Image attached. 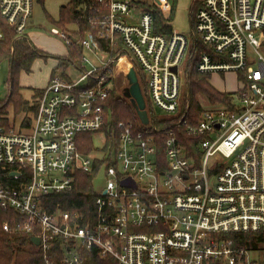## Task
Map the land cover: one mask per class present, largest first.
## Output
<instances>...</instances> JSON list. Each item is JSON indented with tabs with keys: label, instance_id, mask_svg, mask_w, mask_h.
I'll list each match as a JSON object with an SVG mask.
<instances>
[{
	"label": "built area",
	"instance_id": "1",
	"mask_svg": "<svg viewBox=\"0 0 264 264\" xmlns=\"http://www.w3.org/2000/svg\"><path fill=\"white\" fill-rule=\"evenodd\" d=\"M132 1L96 0L99 30L79 43L82 75L52 77L33 122L20 131L6 128L0 115L2 230L37 238L44 264H83L85 251L117 264H264V0H192L191 37L212 50L200 55L197 71L243 72L248 82L238 105L184 122L199 138L198 160L152 118L142 130L119 122L118 145L103 157L101 149L83 154L78 136L108 124L111 74L124 58L141 74L149 109L169 115L179 109L180 66L191 37L173 28L155 32L152 14ZM147 1L171 10L169 0ZM32 11L33 0H0V17L19 37ZM50 32L72 43L57 28ZM100 42L114 50L101 52ZM248 47L257 68L249 65ZM88 54L103 65L84 71ZM100 170L106 180L100 192L93 186L94 217L62 209L55 196L72 192L76 173ZM227 234H253L262 244L248 249Z\"/></svg>",
	"mask_w": 264,
	"mask_h": 264
},
{
	"label": "trees",
	"instance_id": "2",
	"mask_svg": "<svg viewBox=\"0 0 264 264\" xmlns=\"http://www.w3.org/2000/svg\"><path fill=\"white\" fill-rule=\"evenodd\" d=\"M67 3L59 10V21L57 29L63 32L72 34L77 43L69 45L68 55L64 58L58 59V67L67 68L70 65L75 67L80 66L81 57L84 50L80 46L81 39L87 33H97L99 24L96 22L98 18V3L96 0H66ZM137 3L140 1H132ZM142 5L148 10L154 20V30L157 33L170 34L172 27L167 25L162 13L156 9L154 4L148 1H142ZM196 6L191 4L190 19H193V14ZM67 25L76 26L75 32L66 30ZM29 24L26 27L23 37H19L15 32L13 26H10L4 19L0 17V33L2 39L0 40V61L8 60L10 65L9 71V95L5 102L0 103V115L2 124L6 128H10L8 123L7 107L12 105L14 108L15 116L22 118L20 129L27 126L31 122V117L35 115L37 110V102L41 96L42 90H35L33 94V101L28 102L23 100L20 90L21 87L18 83V75L20 72H29L33 62L39 57H48L44 52L36 49L28 43L27 33ZM96 35V34H95ZM101 52H110L114 50L112 46L100 42ZM120 42L117 49L120 50ZM189 63L187 65V87L188 94L185 101L179 104L178 112L174 116L167 117L164 114H156L152 109L149 113L153 119V125L165 129L173 130L180 138L181 145L186 151L192 155H196L198 160L197 144L199 138L189 135L187 133L186 125L196 123L202 114V108L199 101L195 99L196 94H203L210 103H222L230 105L229 94L220 93L213 89L206 81L207 76L202 75L197 71V64L202 53H212L210 47L204 45L199 38L193 36L189 43ZM117 50V51H118ZM243 74V72H240ZM241 75V74H240ZM138 81L141 89L144 85L141 79V74L138 75ZM244 80V74H243ZM145 95V94H144ZM229 107V108H230ZM104 109L108 119V124L102 128L111 144V148H116L118 145V129L119 122L130 123L134 129L142 130L144 127L141 125L140 120L136 114V110L131 105L130 101L121 99L119 93L110 92ZM32 115V116H30ZM186 122V125L184 124ZM93 133H82L78 136V148L81 153L88 154L93 149L92 144ZM96 176V171L89 173L78 172L75 175L74 189L70 193H63L57 195L58 199L62 202V209L76 211L84 217V219L92 218L96 214L95 198L93 190V178ZM19 218L18 216H16ZM15 217V219H16ZM5 214H2L1 221L5 220ZM86 222H81L83 226ZM227 237H235L238 245L251 249L256 247L262 240L257 239L253 234H227ZM0 264H44L41 252L38 247H35L31 241L30 236L25 234H8L5 233L0 226ZM83 264H117L116 260L111 257H100L95 251L84 252Z\"/></svg>",
	"mask_w": 264,
	"mask_h": 264
},
{
	"label": "rangeland",
	"instance_id": "3",
	"mask_svg": "<svg viewBox=\"0 0 264 264\" xmlns=\"http://www.w3.org/2000/svg\"><path fill=\"white\" fill-rule=\"evenodd\" d=\"M141 3L143 0H136ZM145 1V0H144ZM147 1V0H146ZM171 5V10L162 12V16L167 25H170L177 32H182L188 37H191V27H190V7L192 0H169ZM67 3L66 0H33V11L32 16L29 20V30L27 33V40L30 46L41 50L48 57H39L37 58L29 72H20L18 75V83L21 87L20 94L23 100L32 102L34 91L44 90L47 86L49 80L55 75H60L63 77H68L72 81H76L81 75V69L70 65L67 68L58 67V59L64 58L68 55V46L65 40L59 39L50 32L51 28H57V23L59 21V10ZM66 30L69 32H75L76 26L67 25ZM63 32V31H62ZM25 33V31H24ZM68 34V37L71 38L72 43H77L72 34ZM256 37H259V32H255ZM24 34L22 35V37ZM21 38V37H20ZM70 44V45H71ZM190 47H188L186 56L189 55ZM264 52V48L259 50ZM248 59L253 61L254 51L252 48L248 47ZM183 61V64L180 66V76H181V89L180 96L178 99V105L181 104L187 98V63L188 58ZM91 64H86L84 71H89L93 66L101 67L103 64L94 54H88ZM124 62L120 63L119 69H114V72L111 74L112 81V92L119 93L121 99L127 100L123 97V89L127 86V81L125 79V72L128 70L130 64L127 62L126 58L123 59ZM106 62V60H104ZM251 61V62H252ZM250 66L257 68V63L254 61L249 64ZM9 71L10 65L8 60L0 61V103L5 102L9 95ZM137 74V73H136ZM241 74V75H240ZM138 75V74H137ZM207 76V83L216 91L220 93L229 94V103L231 106L238 105L240 102L239 93L242 89H245L248 86V82L243 80V74L240 72H225V73H210L202 74ZM138 77V76H137ZM89 80H87L83 85H88ZM142 84V82H141ZM143 94L146 96L145 89H142ZM40 98V97H39ZM195 99L200 102L202 112L204 111H213L218 109L229 110L230 105H225L222 103H210L208 99L201 93L195 95ZM39 100V99H38ZM38 103V102H37ZM147 103V101H146ZM147 110H150L147 104ZM8 111V123L10 126L20 129V124L22 118L15 116L14 108L12 105L7 107ZM156 114H161L158 109L154 108ZM150 112H148L150 120ZM167 117L174 116L175 114H164ZM32 116V115H30ZM34 116L31 117V121H34ZM92 144L95 154L98 150H103L101 153L98 152V155L103 157L104 152L111 148V144L107 138V135L104 131L92 134ZM112 162H115V158H111ZM106 177L104 171L96 173V176L93 178V186L95 191L100 192L105 184Z\"/></svg>",
	"mask_w": 264,
	"mask_h": 264
},
{
	"label": "water",
	"instance_id": "4",
	"mask_svg": "<svg viewBox=\"0 0 264 264\" xmlns=\"http://www.w3.org/2000/svg\"><path fill=\"white\" fill-rule=\"evenodd\" d=\"M176 68H173V71H175ZM125 79L127 81V86L123 89L122 95L126 99H128L133 106V108L136 110V114L140 120V123L143 125H148L149 123V116L148 112H152V110H147V103L146 98L142 92V89L140 87L137 74L135 72V69L133 67H130L125 72ZM127 181H122L123 185H126ZM135 187V185H133ZM30 241L33 245H38L39 241L37 238H30Z\"/></svg>",
	"mask_w": 264,
	"mask_h": 264
},
{
	"label": "bare ground",
	"instance_id": "5",
	"mask_svg": "<svg viewBox=\"0 0 264 264\" xmlns=\"http://www.w3.org/2000/svg\"><path fill=\"white\" fill-rule=\"evenodd\" d=\"M124 62V60H122V63ZM120 67V66H119Z\"/></svg>",
	"mask_w": 264,
	"mask_h": 264
}]
</instances>
